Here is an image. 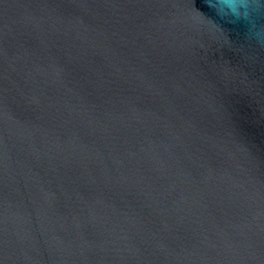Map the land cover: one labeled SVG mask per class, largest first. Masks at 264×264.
<instances>
[{"label": "water", "instance_id": "obj_1", "mask_svg": "<svg viewBox=\"0 0 264 264\" xmlns=\"http://www.w3.org/2000/svg\"><path fill=\"white\" fill-rule=\"evenodd\" d=\"M260 3L0 0V264H264Z\"/></svg>", "mask_w": 264, "mask_h": 264}, {"label": "clouds", "instance_id": "obj_2", "mask_svg": "<svg viewBox=\"0 0 264 264\" xmlns=\"http://www.w3.org/2000/svg\"><path fill=\"white\" fill-rule=\"evenodd\" d=\"M221 0H209V6L214 8L218 15H223L226 17H231L233 20H240V16L236 13V8H248L250 6L253 7V11L255 13V17L260 14L261 3L260 0H229V7L226 9L225 12L221 13L218 4Z\"/></svg>", "mask_w": 264, "mask_h": 264}]
</instances>
